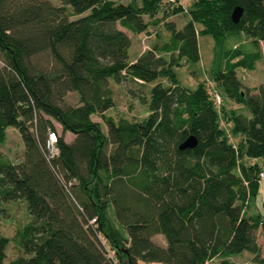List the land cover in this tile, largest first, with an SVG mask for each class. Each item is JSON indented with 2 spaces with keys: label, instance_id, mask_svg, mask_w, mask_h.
<instances>
[{
  "label": "trees",
  "instance_id": "obj_1",
  "mask_svg": "<svg viewBox=\"0 0 264 264\" xmlns=\"http://www.w3.org/2000/svg\"><path fill=\"white\" fill-rule=\"evenodd\" d=\"M161 3L173 2L0 0V148L7 126L23 142L17 160L0 149V211L21 201L27 217L12 238L19 255L7 259L10 237L0 232V264H113L109 250L122 264H235L245 251L264 264L256 234L264 197L261 210L248 211L264 178V83L248 87L237 75L264 57V0L173 3L171 12L186 14L181 27L169 13L157 16ZM197 22L216 41L242 35L213 69L216 87L246 109L221 107L237 143L207 82L185 87L174 70L183 58L199 60ZM128 32L150 39L134 60ZM128 80L148 85L146 97L126 85L147 113L107 115L114 84ZM54 121L59 153L49 157ZM190 134L197 145L179 148Z\"/></svg>",
  "mask_w": 264,
  "mask_h": 264
},
{
  "label": "rangeland",
  "instance_id": "obj_2",
  "mask_svg": "<svg viewBox=\"0 0 264 264\" xmlns=\"http://www.w3.org/2000/svg\"><path fill=\"white\" fill-rule=\"evenodd\" d=\"M57 0H52V2H56ZM165 1V0H162ZM195 0H176L173 2L174 4L182 5L185 9H190ZM173 3L169 4H162L159 5V11L157 12V16L163 15L165 12L169 13L166 19L174 20L177 23V26H182L184 19L186 18V14L183 12L173 13L171 12L172 8L174 7ZM68 11L70 10L67 6ZM72 17H76L77 15H71ZM146 18H148L145 15ZM160 32L163 33V25L162 23L159 25ZM149 28H152L151 25ZM196 28L198 31V48H199V60L198 62H194L192 60H187L183 58L180 65L174 67L176 76L179 80V83L185 87L194 89L197 87L200 81L207 82L208 91L213 93L214 90H217L222 97L221 105L217 106V111L219 113L220 118V125L224 128L225 133L227 135L228 140L232 143H237L241 139L240 133H235L232 131V122L228 119L225 120L224 113L221 110L222 108L230 109L236 108L240 109L243 112L246 110L243 107H239L240 103L234 101L228 94L223 90L221 86L216 87L213 80V69L214 67H218V65L222 64L221 62V54L222 50L231 46V41L236 39H241L240 34H235L227 37L226 39H221L219 41L215 40V37L212 33L203 30V24L200 22L196 23ZM132 38L131 45L129 47V55L130 58H133L137 50H144L148 47L149 44V37H141L143 33L133 34L128 32ZM244 43V42H243ZM261 48L264 50L263 44ZM3 65V61L0 59V67ZM237 75L242 83L248 87L258 86L261 83H264V57H261L255 62V66L252 69L240 67L237 68ZM114 83V81H112ZM127 84L131 86L138 94H144L145 97L148 96V85L142 84L141 82H132L128 80L126 83L114 84V100L115 104L106 111L107 115H117L122 113L123 115L127 116H134L136 114L138 117H141L147 113V104L145 102L139 101L137 97L132 96L127 91ZM213 98V97H212ZM67 99L72 102L75 97L74 95H69ZM247 108V107H246ZM221 110V111H219ZM247 112L249 114V110L247 108ZM117 113V114H116ZM97 120L104 122V120L98 115H95ZM55 122V131L59 136L62 127L60 123L57 121ZM1 152L13 159L17 160L22 156L23 152V142L21 135L18 129L14 126H7L6 127V139L1 145ZM264 197V178L261 180V186L257 193V195L252 196L250 198L248 211L257 212L259 209H262V199ZM3 206V210L0 211V232L2 234L7 235L10 237V241L7 246V259H11L22 252L21 246L14 241L12 238L16 233V230L23 226L24 223L27 222V217L24 213V204L21 201H11V202H4L1 204ZM110 217L117 223L116 218L114 216L113 209L110 210ZM122 227V225H119ZM257 238L260 241V245L262 246V250L264 253V230L258 229L256 231ZM161 237V235H159ZM159 236L155 237L156 240L159 239ZM207 264H221L219 258H215ZM235 264H253V260L251 254L249 252H243L242 255L236 258Z\"/></svg>",
  "mask_w": 264,
  "mask_h": 264
},
{
  "label": "built area",
  "instance_id": "obj_3",
  "mask_svg": "<svg viewBox=\"0 0 264 264\" xmlns=\"http://www.w3.org/2000/svg\"><path fill=\"white\" fill-rule=\"evenodd\" d=\"M169 2H174L176 0H168ZM212 97L214 100V103L219 106L222 103V97L221 94L217 91L214 90L212 93ZM46 148L48 151L49 157H53L59 153V146H58V135L55 130H48V136H47V141H46ZM260 176H264V172H260ZM94 220V219H93ZM104 244L106 245L105 241H103ZM108 256L112 259L113 264H122L121 261L118 259L116 256V253L114 250H109L108 251Z\"/></svg>",
  "mask_w": 264,
  "mask_h": 264
},
{
  "label": "water",
  "instance_id": "obj_4",
  "mask_svg": "<svg viewBox=\"0 0 264 264\" xmlns=\"http://www.w3.org/2000/svg\"><path fill=\"white\" fill-rule=\"evenodd\" d=\"M242 13V7L239 5H236L232 12H231V18L233 22H237L241 16ZM197 145V137L194 134L188 135L180 144L179 148H193Z\"/></svg>",
  "mask_w": 264,
  "mask_h": 264
},
{
  "label": "crops",
  "instance_id": "obj_5",
  "mask_svg": "<svg viewBox=\"0 0 264 264\" xmlns=\"http://www.w3.org/2000/svg\"><path fill=\"white\" fill-rule=\"evenodd\" d=\"M143 50H137L134 57L133 58H130L131 60H134ZM73 138V133L70 132V131H67L65 132V140L66 141H71ZM264 230V229H263ZM156 236H159V235H156ZM160 237V236H159ZM160 242L164 243L165 241L163 240V238L161 237V240ZM258 242L260 243L259 239H258ZM240 255H237V256H234L232 257V259H234L236 261V258L239 257ZM213 259L215 258H212L210 260H208L205 264L209 263L210 261H212ZM150 264H162V263H159V262H151Z\"/></svg>",
  "mask_w": 264,
  "mask_h": 264
}]
</instances>
